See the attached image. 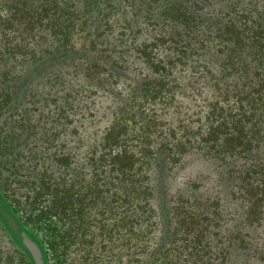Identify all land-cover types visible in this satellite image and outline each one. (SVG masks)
Segmentation results:
<instances>
[{"label": "trees", "instance_id": "16d2710c", "mask_svg": "<svg viewBox=\"0 0 264 264\" xmlns=\"http://www.w3.org/2000/svg\"><path fill=\"white\" fill-rule=\"evenodd\" d=\"M40 108L54 122L33 151ZM18 141L44 154L18 187L77 219L86 264L112 245L138 264H264V0H0L1 154Z\"/></svg>", "mask_w": 264, "mask_h": 264}, {"label": "rangeland", "instance_id": "374dc122", "mask_svg": "<svg viewBox=\"0 0 264 264\" xmlns=\"http://www.w3.org/2000/svg\"><path fill=\"white\" fill-rule=\"evenodd\" d=\"M120 96L117 95V98ZM44 109V113L39 112H31L32 113V119L34 122L33 129L31 131L34 132L35 139L33 140V143L28 145L29 147H32L33 151L38 149L40 151L42 148L41 146L38 147L41 143V141H35L38 139L39 136L42 137L43 132H48L44 128H51L50 126L54 121L51 115H48L46 108H40ZM99 111H103V113L109 114L112 110V103H109V100L107 98H101L99 102ZM41 112V111H40ZM42 116V117H41ZM43 118V119H42ZM106 118L102 120L99 125H106ZM44 140V138H42ZM19 142V141H18ZM21 142V140H20ZM19 142V146L17 149H21L19 157L14 160L10 159L8 154H1L0 152V187L1 191L5 193V196L8 198V202L10 204V209L13 213V216L17 219H21L22 223L25 225L23 226L24 229L34 238V240L38 243L39 247L41 248L43 254H44V260L46 264H86V261H84L86 256L82 257V255L85 253V249L90 248V243L88 242L89 236L83 235V238L79 241V235H81L82 231L84 229L82 228L81 231H76L75 228H77V219L75 220L74 217L67 215H55V212L57 211L56 208H58V202H51L47 199H42L39 203L32 202L33 200L30 198H27V193L24 191V189H20L19 181L20 180H26V176L29 175V170L34 169H42V161L43 159L39 160L41 155L44 156V154H37L33 153L32 155L27 157V154H29L31 151H28L26 148H23V144ZM72 144V143H69ZM68 144V145H69ZM36 147H33L35 146ZM23 148V149H22ZM47 152H49L48 157H50V165H54V162L57 158H55V154L59 153V149L57 147L55 148L50 147ZM35 154V156H34ZM36 162V165L33 166ZM78 162V161H77ZM17 165V167H16ZM76 165H72L71 163H68L69 170L67 171L69 173L68 177L72 174V177H74V173L71 171L74 167L76 168ZM13 166L16 168L14 169ZM37 166V167H36ZM194 167V163L192 165H189V169H192ZM52 168H55L54 166ZM188 169V171H189ZM55 174L57 172H54ZM86 173V171H85ZM91 176L88 174H84L82 177L81 184L84 186L83 191H81V200H83L86 205H91L93 202L92 197L94 198V194L92 195L90 192L86 193L85 191V185L88 181H90ZM75 181L80 180V176L78 178H75ZM178 182V178H177ZM95 189V188H94ZM106 188L101 187L98 189L99 192H105ZM30 194H32L31 190H29ZM78 197V196H77ZM96 197V195H95ZM38 209H47L49 213H51V218H49L47 221L40 220L37 221L35 217L33 216ZM93 211V210H92ZM95 211V210H94ZM94 213V212H93ZM87 218H84L85 227V233L88 231V227H90L92 222V215H88L86 213ZM10 218H8L9 220ZM52 225H50V224ZM4 223L2 220H0V264H23L21 263L22 259L25 262L28 261L30 264V259L26 255L25 251L22 250L20 245L16 243V241L13 240L12 236H10L5 229H3ZM59 231L64 233L65 235H68L69 239L73 240V243L70 244L68 247H64V244L58 240L59 236H57V233L59 235ZM77 232L78 240L73 238V233ZM90 234V232H89ZM16 235V234H15ZM86 236V237H85ZM14 237V236H13ZM54 238V239H53ZM87 240V241H84ZM66 241V238H65ZM81 242V243H80ZM111 247L109 244L107 246H103L100 244V248L103 250L105 248ZM107 248V249H108ZM113 250H111V256L108 255V251L104 253V259L106 261V264H126L127 261L130 262V264H138V256L129 254L128 256L123 253V250L121 247L115 246L111 247ZM64 249V252H63ZM66 250V251H65ZM87 255V254H86ZM114 255V257H113ZM88 258V257H87ZM24 262V263H25Z\"/></svg>", "mask_w": 264, "mask_h": 264}, {"label": "water", "instance_id": "95a60500", "mask_svg": "<svg viewBox=\"0 0 264 264\" xmlns=\"http://www.w3.org/2000/svg\"><path fill=\"white\" fill-rule=\"evenodd\" d=\"M9 224L12 227L13 231L18 233L21 239V243L30 253L31 257L35 264H43L42 254L38 244L29 237L25 232L20 231V227L14 219H9Z\"/></svg>", "mask_w": 264, "mask_h": 264}]
</instances>
